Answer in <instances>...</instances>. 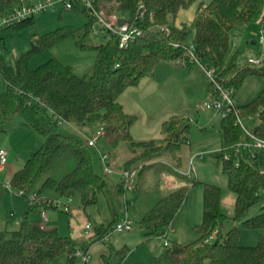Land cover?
I'll return each instance as SVG.
<instances>
[{
  "label": "trees",
  "instance_id": "obj_1",
  "mask_svg": "<svg viewBox=\"0 0 264 264\" xmlns=\"http://www.w3.org/2000/svg\"><path fill=\"white\" fill-rule=\"evenodd\" d=\"M118 1L121 11L131 13L135 12L138 2H144L149 9L156 11L158 17L155 22L168 23L171 32L146 33L126 48L118 47L115 36L95 44L92 42L95 20L82 11L87 17L84 25L59 26L46 33L34 34L29 50L16 57L12 64L6 62L0 50V77L6 83L5 88L0 89V131H5L6 122L18 116L21 124L43 137L40 147L30 153L12 174L9 187L23 198L35 193L37 199L33 206L43 208L50 207L47 202L53 199L44 195L47 190L53 191L58 198L79 194L84 209L98 205L100 196H103L111 214L108 224L95 227L94 241L82 247L71 236L58 233L56 228H45L41 223L31 222L27 212L20 228L0 231V264H47L62 255H67L72 263L77 250L86 254L91 243L108 236L120 220L119 210L128 189L124 176L121 175L115 184L111 183L104 170H96L87 141L60 131V122L78 127L98 123L112 149L122 142H129L134 154L124 163V170L138 169L136 177L145 169L154 168L158 178L165 171L189 180L188 174L176 170L181 163L178 151L190 134L189 118L172 115L163 120L160 131L164 142L161 144L154 140L136 141L132 127L137 115L125 110L119 96L152 75L160 61L177 60L189 43H193L200 60L218 70L215 79L223 89L232 88L235 93L247 76H264V59L258 65L251 61L240 65L235 53L223 66L231 30L253 22L264 25V0H211L206 5L201 3L191 24L182 26L174 23L178 11L197 0ZM17 2L0 0L1 12L14 7ZM34 21V18H29L11 27L21 30ZM192 31L193 39L189 42ZM68 36L73 37L81 50L95 51V61L89 73L78 75L72 66L54 56L35 68L30 67L34 55ZM208 88L214 96L220 95L212 81H209ZM237 114L256 135L264 138V87L251 101L236 103L235 109L221 117L222 145L210 153L216 159L215 165L226 174L229 188L236 194L234 214L228 215L222 209L220 187L205 183L202 220L195 225L197 238L184 244L164 243V256L157 260L158 264H264V210L255 215L249 213L264 191V149L236 150L234 145L237 142L249 140L243 128L235 124ZM250 116H255V119L249 120ZM165 152L172 155L175 165L157 160ZM66 160L71 168L60 176L54 174L57 165ZM99 160L101 162L100 156ZM188 182L191 184L167 191L144 214L140 224L146 229V238L165 237L176 226L178 211L188 198L190 188L199 183L198 180ZM4 188L0 182V203ZM134 188L138 190V185ZM236 222L244 228L259 230L255 245L239 243L241 229ZM127 249L122 246L103 252L104 264H122Z\"/></svg>",
  "mask_w": 264,
  "mask_h": 264
},
{
  "label": "rangeland",
  "instance_id": "obj_2",
  "mask_svg": "<svg viewBox=\"0 0 264 264\" xmlns=\"http://www.w3.org/2000/svg\"><path fill=\"white\" fill-rule=\"evenodd\" d=\"M211 0H197L186 8H181L174 23L177 26L190 25L196 16L197 10L202 3L206 5ZM1 17V14H0ZM35 21L21 29L13 27L0 28L1 51L7 63L12 64L14 59L30 48V40L34 34L46 33L59 26L70 25L80 27L87 22V17L82 12L59 11L37 14ZM262 24L253 22L245 26H236L230 32L229 50L224 59L223 66L237 53L236 61L242 65L247 61H257L258 65L264 59V41L261 39ZM193 39V31L190 33L188 41ZM256 42L253 43L252 40ZM104 39L100 36H93L92 42L102 43ZM58 58L64 64L72 66L78 75L89 73L95 61V51L81 50L75 43L73 37L68 36L54 43L48 50L34 55L30 60V67L35 68L51 57ZM201 63L187 64L193 65L191 70L185 72L173 70L167 75H160L159 81L155 78L147 77L142 80L137 88L128 90L127 110H139V114L145 121L147 131L145 133L141 125L135 127V138L143 141L153 138L156 143L161 141L160 122L156 120L161 117L165 119L172 115H183L189 118L191 123L190 134L181 145L178 154L181 157L180 165L176 170L187 173L190 178L187 181L198 180L199 183L192 186L188 198L182 203L178 211V222L176 232L169 231L165 237L146 238V229L141 226L140 221L144 214L158 201L159 188L162 184V177L169 173L162 171L159 178L154 168H147L136 177L135 183L124 193L122 207L119 210L121 218H128L132 222V228L122 232L112 231L107 236L108 241L103 247H98L91 243L88 249L89 264H96L100 258V252H108L109 247L118 249L126 246L127 256L123 264H158L157 260L164 256V242H180L182 244L195 240L198 236L195 225L199 224L203 215V192L204 184L211 183L220 187L221 207L228 215L235 212L236 194L228 186L226 174L220 166L215 165V158L210 153L221 148L222 141L220 135L221 115L219 112L207 109L205 101L210 97L209 77L205 73L202 65H207L204 60ZM252 63V62H251ZM166 72V71H165ZM190 72L189 75H187ZM218 70H214L217 74ZM167 74V73H166ZM169 78V79H168ZM153 84V85H152ZM5 81L0 77V89L5 88ZM152 86L154 88L150 89ZM264 87V76L251 74L246 77L242 85L233 94L235 103H247L251 101ZM209 90V92H208ZM137 102L138 107L134 105ZM133 103V106H131ZM169 114V115H167ZM144 126V124H143ZM21 124V119L16 116L13 120L6 122L5 131H0V147H5L9 151L8 161L5 170H0V182L4 184V195L0 203V231L9 232L20 228L25 218V212L29 213L31 222L42 223L41 206L34 207L30 203L29 197H20L9 187L8 170L12 167L19 168L27 156L38 149L43 143V137L36 130L26 128ZM59 130L67 134L77 136L83 140L96 134L101 126L98 123H90L85 127H78L67 122L59 123ZM189 141V142H188ZM93 155L95 168L103 172L102 164L99 160L100 153H109L110 161L113 162L114 172L106 174V178L113 184L119 180L124 170V163L133 155L129 142H122L117 148L112 149L104 135L102 134L94 146L90 147ZM157 160L173 163L175 161L168 152L162 153ZM71 168L68 160L57 165L53 173L62 175ZM174 172H172L173 174ZM179 177V176H178ZM181 178V177H179ZM183 180V179H182ZM184 181V180H183ZM138 185V190L135 185ZM191 184V182H188ZM45 196L54 197L51 190L44 192ZM64 200V199H62ZM71 210L64 211L62 208H46L48 223L45 225L56 227L58 233L71 236L82 247L87 246L94 238L95 227L99 224H108L111 214L106 200L100 196L96 206L86 209L82 207L79 194L71 197ZM264 210V191L260 193L259 200L250 208V215H255ZM240 227L239 243L243 245H255L258 240L259 230L244 228L240 223H235ZM87 225H90L87 228ZM116 226V225H115ZM165 238V239H164ZM67 255L52 259L47 264H83V257L77 255L74 262L70 263ZM67 259V260H66ZM85 264V263H84Z\"/></svg>",
  "mask_w": 264,
  "mask_h": 264
},
{
  "label": "built area",
  "instance_id": "obj_3",
  "mask_svg": "<svg viewBox=\"0 0 264 264\" xmlns=\"http://www.w3.org/2000/svg\"><path fill=\"white\" fill-rule=\"evenodd\" d=\"M118 0H18L17 4L1 13L0 17V27H11L23 22L26 19L34 18L37 14L46 12H59V11H75L82 12L85 11L89 13L95 20L93 25V35L100 36L102 39L110 40L113 36L118 39V47L126 48L129 44L139 38H142L146 33L150 34H169L171 32V27L168 23H156L157 13L154 9H149L147 5L140 1L136 6L134 13L130 11H121L119 9ZM123 18L124 21L121 23L120 19ZM261 41H264V25L261 28ZM176 46L178 44H175ZM1 50V42H0ZM177 63L186 66L192 63H201V60L195 53V47L193 43H189L186 48L185 53L180 56ZM251 62H257L251 59ZM205 73L209 77L210 81L213 82L214 86L220 91L219 96H214L210 93V97L205 101L204 105L207 109H212L217 112L222 117H225L230 111L235 109V102L233 100L234 90L232 88L223 89L221 85L215 79L216 73L214 69L207 65H202ZM237 119L235 124H239L245 133L248 135L249 140L239 141L234 146L236 150L249 149L251 147L264 149V138L256 135L245 123V120L236 115ZM255 119V116H250L249 120ZM103 134L102 128L93 136L87 139V144L89 146H94ZM228 158V155H224ZM8 158V151L5 148L0 149V164L4 165ZM101 162L103 165V170L107 174L114 172L112 162L110 161L109 153H100ZM138 169L134 168L132 170H124L121 175L124 176L127 188L134 184L135 178L137 176ZM30 203L33 205L36 201L35 193L29 196ZM64 199V200H62ZM71 197L68 198H53L48 200L47 206L62 208L64 211L69 212L71 210L70 206ZM41 215L43 222L41 226L44 227L48 223V216L46 210L42 207ZM90 225H87L89 228ZM132 228V222L124 217L121 218L116 224L113 231L122 232L127 229ZM102 243L107 241V236L100 240ZM166 245L168 241L164 242ZM77 255L83 257L84 263L89 261L88 253L84 254L81 250H77Z\"/></svg>",
  "mask_w": 264,
  "mask_h": 264
},
{
  "label": "crops",
  "instance_id": "obj_4",
  "mask_svg": "<svg viewBox=\"0 0 264 264\" xmlns=\"http://www.w3.org/2000/svg\"><path fill=\"white\" fill-rule=\"evenodd\" d=\"M2 12H1V10H0V14H1ZM180 70V72H185V71H187V69H189V70H191V68H193V65H189V66H187V67H183V66H181V65H179L176 61H160L156 66H155V68H154V72H153V74L152 75H150V76H148V77H152V78H155V81H159L158 79H160V78H158V71L160 72L159 74L160 75H167V76H165V77H169V72L170 71H173V70ZM166 71V72H165ZM167 73V74H166ZM190 74V72L187 74V75H189ZM147 78V77H146ZM145 79V78H144ZM143 79V80H144ZM169 79V78H168ZM141 84V83H140ZM140 84H138L137 86H134V87H129V88H127L124 92H122V94L119 96V101L122 103V105L124 106V108H125V110L126 111H128V112H130V113H133V114H136L137 115V120H136V122H135V124H134V126L132 127V135H133V138H134V140H136V141H140V140H138V139H136L135 138V133H134V130H135V127H137V126H140V121L141 122H143L142 123V125H141V128H142V130L145 132V133H149L148 131H147V129L149 128V127H147L146 126V124H145V121L142 119V117H141V115L139 114V110H135V108H134V110H127V100H128V95H127V93H128V90L130 89V88H137L138 86H140ZM153 85V84H152ZM152 88H154V86H152L150 89H152ZM209 89V88H208ZM208 92H209V90H208ZM134 102V101H133ZM134 105L136 106V107H138V105H137V102H134ZM131 106H133V103H131ZM167 115H169V114H167ZM164 117V119L162 118V120H160L161 119V117L160 118H158L159 120H156V123L157 122H159V121H161L159 124H160V126H161V123H162V121L163 120H165V117H167V116H163ZM143 124H144V126H143ZM27 128V127H26ZM159 131H160V128H159ZM160 134L162 135V133H161V131H160ZM149 137V136H148ZM146 138V139H144L143 141H148V140H154L153 138ZM162 138H163V135H162ZM87 141V140H86ZM164 142V140L162 139L161 141H159L158 142V144H161V143H163ZM189 142V141H188ZM1 148H5V147H0V149ZM7 150V149H6ZM8 151V150H7ZM134 154V153H133ZM8 156H9V151H8ZM7 161H8V158H7ZM7 161H6V163H7ZM112 162V161H111ZM6 163L4 164V165H1L0 164V170L1 171H3V170H5V168H6ZM172 165H175V162L173 161V163H172ZM112 166H113V162H112ZM18 169V168H17ZM16 168H14V167H12L10 170H8V173H7V175H8V182H9V180H10V178H11V176H12V174L17 170ZM113 169H114V167H113ZM187 174V173H186ZM162 179H163V181H162V184L160 185V188H159V195H158V199L161 197V196H163L167 191H169L170 189H173V188H177V187H180V186H184V185H189L188 184V181L186 180V179H183V178H179L176 174H168L167 176H163L162 177ZM184 181H183V180ZM53 198H58V197H56V195L53 197ZM46 208H49V207H45L44 209H46ZM181 209V208H180ZM28 211H26L25 213H27ZM47 213V212H46ZM48 216V215H47ZM41 219H42V215H41ZM45 228H51V226H46L45 225ZM53 228H56V227H53ZM57 229V228H56ZM176 228L174 227L173 229H171V232H176V230H175ZM62 235V234H61ZM166 240L168 241V239L166 238ZM93 241H94V238H93ZM107 241H108V238H107ZM106 243L107 242H101L100 240H97L96 242H94V244L95 245H97L98 247H103V246H105L106 245ZM170 243V242H169ZM164 244V243H163ZM109 250H110V247H109ZM103 252H105V251H102V252H100V258L98 259V260H96V264H104V262H103V259H102V256H101V254L103 253ZM127 256V255H126ZM70 258H68V260H69ZM67 260V259H66ZM90 262L88 261L87 263H85V264H89ZM84 264V263H83ZM122 264H123V262H122Z\"/></svg>",
  "mask_w": 264,
  "mask_h": 264
},
{
  "label": "water",
  "instance_id": "obj_5",
  "mask_svg": "<svg viewBox=\"0 0 264 264\" xmlns=\"http://www.w3.org/2000/svg\"><path fill=\"white\" fill-rule=\"evenodd\" d=\"M123 21H124V19H123V18H121V19H120V22L122 23ZM252 42H253V43H255V42H256V40H255V39H253V40H252ZM119 204L121 205V203H119Z\"/></svg>",
  "mask_w": 264,
  "mask_h": 264
}]
</instances>
